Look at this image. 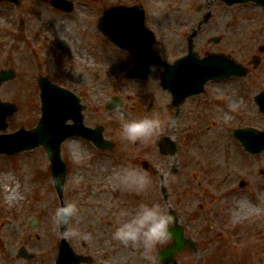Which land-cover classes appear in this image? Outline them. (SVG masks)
<instances>
[{
    "label": "rangeland",
    "instance_id": "rangeland-1",
    "mask_svg": "<svg viewBox=\"0 0 264 264\" xmlns=\"http://www.w3.org/2000/svg\"><path fill=\"white\" fill-rule=\"evenodd\" d=\"M19 1L18 6L0 4V71L12 69L15 73L13 80L0 85V100L18 107L17 112L7 118L5 133L32 126L33 119L40 113L36 79L42 74L79 95L82 91L89 97L84 99L87 103L93 101L89 108L97 107L94 114L98 115L103 109V118L101 114L99 117L114 124L118 129L116 137L121 136L118 133L124 120L144 116V106L154 101L153 96L166 98L167 94L159 89L156 73H151L145 83L125 77L132 57L114 51L96 30L102 10L110 6L141 5L146 13V25L158 39L150 55L167 58L184 55L185 41H181L184 46L177 48L174 55L165 54L164 47H174L178 34L164 33L155 23L160 24L164 15H191L195 22L199 18L195 16L198 8L202 13L206 11L204 0H69L75 7L70 14L50 7L48 0ZM219 4H215L213 12L221 22H209L213 29H207L196 39L195 51L199 56L204 52H222L248 68L249 74L243 79L233 78L230 87L224 85L225 96L213 88L217 94L212 95V102L208 104L200 98L189 100L183 105L185 118L179 119L181 114L179 120L170 116L162 120L161 132L141 149H135L139 147L127 141L152 167L156 165L165 174L174 159L160 155L153 140L166 133L181 142L176 155L180 171L176 177L169 176L166 186L171 207L182 220L186 235L196 241L200 251V257L186 258L184 253H180L182 259L175 257L183 264L196 261L199 264L207 261L254 264L249 256L255 251H264V178L257 173L264 168V151L249 155L232 137V132L239 127L264 133V116L258 113L253 102V96L264 91V54L259 55L260 64L256 69L249 65L251 57L257 54V47L264 42V10L254 4L229 8ZM224 22L230 23V28L223 29ZM214 36L221 37V41L208 44L207 39ZM115 93L126 99V107L107 116L104 106ZM96 99L100 100L99 104L94 103ZM134 104L137 108H132ZM181 120L183 129L179 125ZM121 137V144H126ZM62 155L70 174L74 173L72 167L86 161L81 149L70 142L64 146ZM148 155L155 158L149 160ZM47 167V159L40 149L12 157L0 156V181L7 177L11 184L17 183L23 189L11 204L5 202L0 191V264H53L57 256L55 243L60 236L52 217L59 205H56L58 200L56 203L51 200L54 193ZM70 174L65 183L64 202L67 197V201L75 203L78 215L67 233L71 234L72 228L81 233L84 229L81 211L85 213L95 198H89L90 192L81 189L83 181ZM82 174L87 183L90 175ZM150 178L151 187L137 193L140 201L157 202L165 208L158 191V179ZM240 182L244 187H239ZM110 184H114L112 179L101 185ZM115 194V199L118 197L113 204L118 212L111 218L118 220L122 212H131L134 206L126 198V190L118 186ZM34 221L37 222L32 226ZM3 223L7 225L1 229ZM117 244L108 242L103 246L110 250ZM21 246L34 254L33 260L18 258ZM126 247L116 246L119 250H127ZM173 260L169 264H173Z\"/></svg>",
    "mask_w": 264,
    "mask_h": 264
},
{
    "label": "water",
    "instance_id": "water-1",
    "mask_svg": "<svg viewBox=\"0 0 264 264\" xmlns=\"http://www.w3.org/2000/svg\"><path fill=\"white\" fill-rule=\"evenodd\" d=\"M1 1V0H0ZM17 1V0H9ZM229 3L245 2L248 0H227ZM264 4V0H252ZM50 4L61 9L70 10L69 4L64 0H51ZM143 16L142 13L135 10L128 9H112L104 13L103 18L99 22V29L107 35L117 46L128 49L135 56V67H133L129 74L145 75L148 71L147 65L141 61V57L145 54L147 48L155 42L154 37L146 32L142 26ZM122 25L126 28L119 30ZM131 35L132 42H128L126 37ZM123 39V41L121 40ZM264 48V47H263ZM261 48V50L263 49ZM192 56V55H191ZM193 57V56H192ZM215 61V62H213ZM217 59H210L204 65H200L190 70L191 88L197 92L198 88L203 82L212 76H230L233 74L243 76L246 71L241 69L232 61L220 60L216 63ZM184 69L180 66L178 74L184 73ZM12 77L11 72L0 73V82L8 80ZM182 83V81H181ZM40 99L42 103L41 111L42 116L39 122V127L35 130L25 132L23 130L16 133L0 137V153L12 155L24 150L32 149L36 146L42 145L49 156L51 162L52 177L57 174L61 175L63 181L65 180V168L60 159V145L70 136L82 135L80 128L82 125V116L80 114L81 107L79 106L78 99L68 91H62L55 86L51 85L45 78H40ZM192 90V89H191ZM180 91V90H179ZM184 91V90H182ZM190 94V93H189ZM175 98L181 99L180 96L175 95ZM256 102L259 105L261 112H264V94H259L256 97ZM113 106V105H111ZM15 108L8 104H0V129H4L3 119L13 112ZM69 119L74 121L72 126L65 125ZM88 136L91 140L99 143V134L93 135L91 130ZM44 131L40 139L37 137ZM234 136L239 139L245 149L251 153H257L264 149V134L258 133L254 130L244 129L234 132ZM100 144V143H99ZM264 174V171H261ZM57 192L61 194L63 188L55 186ZM64 227V226H63ZM173 243L168 246V252L174 253L184 247L185 240L182 237L181 229L175 227L172 229ZM66 246L64 242L60 246V256L56 264H66L68 258L65 253Z\"/></svg>",
    "mask_w": 264,
    "mask_h": 264
},
{
    "label": "clouds",
    "instance_id": "clouds-1",
    "mask_svg": "<svg viewBox=\"0 0 264 264\" xmlns=\"http://www.w3.org/2000/svg\"><path fill=\"white\" fill-rule=\"evenodd\" d=\"M162 70L157 64L149 65L150 73L158 74ZM119 109L120 105L117 104L115 110ZM163 125L164 121L156 115L131 118L123 121L120 135L131 143L147 142L161 132ZM111 179L126 191L142 193L151 187L147 171L131 161L114 170ZM51 183L61 189L64 187L63 178L59 174L51 178ZM77 215V205L66 203L55 209L52 219L67 228ZM121 217L114 226L113 238L125 246L138 248L146 264H162L159 252L173 239L172 229L176 225L174 215L160 203L141 201L133 211L122 212ZM71 235L82 236L83 239L90 237L89 233L81 234L77 228H72Z\"/></svg>",
    "mask_w": 264,
    "mask_h": 264
},
{
    "label": "flooded vegetation",
    "instance_id": "flooded-vegetation-1",
    "mask_svg": "<svg viewBox=\"0 0 264 264\" xmlns=\"http://www.w3.org/2000/svg\"><path fill=\"white\" fill-rule=\"evenodd\" d=\"M185 25H186V22L177 24V26L180 28H183ZM220 90H221V93H224V89L221 88ZM149 109H151V112L153 111L152 106H150ZM159 113L163 114L162 111L161 112L159 111ZM85 119L90 120L92 123L99 121V118L96 115H95V117L87 116V117H85ZM83 143L85 145H90V144L86 143L85 141H83ZM114 145H119V146L122 145V147H121L122 153L110 155V157L112 158V160H111L112 163H115V164H118L119 162H127L128 163L129 161H131L133 163L138 164L140 159L137 157V155L128 153L127 144H120V143H117L115 141ZM152 183H155L153 179H152ZM110 242H112L113 244L116 243L115 239H111ZM99 243L102 245L103 240H100ZM90 247L92 249H89ZM112 247H113V245H112ZM115 247H114V249L112 248L110 250L106 249V255H105V257H103L101 255H98L100 250L95 249L92 245H86V244L82 243V248H84V251H85L84 255L88 256L89 259H91L90 264H101V262L107 261V259L110 256L116 257V260L118 262L121 261L118 264H146V261H144L143 257L140 254V251L136 252L135 255H131V259H130L129 258L130 256L126 254L127 251H124V252H122L124 254H121V251L119 249H115ZM178 257L182 259V256L181 257L178 256ZM175 260H176V258H174L173 264H183L182 260H180V261L179 260L175 261ZM256 264H264V262L259 261Z\"/></svg>",
    "mask_w": 264,
    "mask_h": 264
},
{
    "label": "bare ground",
    "instance_id": "bare-ground-1",
    "mask_svg": "<svg viewBox=\"0 0 264 264\" xmlns=\"http://www.w3.org/2000/svg\"><path fill=\"white\" fill-rule=\"evenodd\" d=\"M62 30V26L59 27ZM0 191L5 198V202L11 204L22 193L23 189L18 186L17 183L11 184L9 178H4L0 181ZM7 223L1 225V229L4 228Z\"/></svg>",
    "mask_w": 264,
    "mask_h": 264
}]
</instances>
